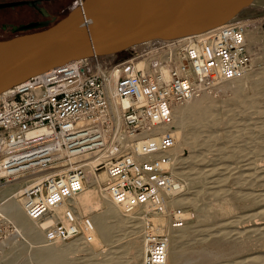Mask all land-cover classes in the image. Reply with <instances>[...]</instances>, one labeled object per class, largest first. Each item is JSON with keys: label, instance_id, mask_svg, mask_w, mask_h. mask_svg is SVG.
Returning <instances> with one entry per match:
<instances>
[{"label": "built area", "instance_id": "2783aa9c", "mask_svg": "<svg viewBox=\"0 0 264 264\" xmlns=\"http://www.w3.org/2000/svg\"><path fill=\"white\" fill-rule=\"evenodd\" d=\"M247 33V24L234 21L136 49L120 61L118 54L80 59L0 96V185L54 172L21 195L30 220H53L45 243L91 244L81 223L90 217H81L70 202L90 174L106 172L97 181L100 192L144 222L141 264H167L170 238L186 222L169 205L180 184L176 108L252 69ZM143 61L146 67L139 68ZM168 64L178 66L162 83L158 70ZM64 206L74 211L59 217ZM163 213L169 223L156 227L149 217ZM8 228L16 233L15 225L0 223V243Z\"/></svg>", "mask_w": 264, "mask_h": 264}, {"label": "bare ground", "instance_id": "6f19581e", "mask_svg": "<svg viewBox=\"0 0 264 264\" xmlns=\"http://www.w3.org/2000/svg\"><path fill=\"white\" fill-rule=\"evenodd\" d=\"M78 3H79V6L81 7L84 5L85 0L79 1ZM79 6H77V7H79ZM237 21L248 25V22H246L245 19L244 20L237 19ZM247 36H249V38H251L252 40L255 39L254 38L255 36L253 33H250V34L247 33ZM189 37L190 36L177 38V39H171V40L153 39L150 41H146V42L137 44L134 46V48L137 50H143L147 47H150L151 45L157 44V43L162 42V41H167V42H173V41H178V40L182 41V40H185ZM103 56L106 57V59H112L115 57V54H109V55H103ZM176 66H178V65L177 64L176 65L168 64L166 66L161 67L158 70V75H159L160 81L162 83H167L169 81L170 71H171L172 67H176ZM138 67L139 68H145L146 65L144 64V61L139 63ZM45 73L46 72L39 74L37 76H34L31 78V80H28V81H32V79L39 78ZM114 77H116V75H114ZM247 80L252 82L253 84L257 82L256 78L249 75V73H246L244 76H242L238 79H235L232 81H227V82H222V83L217 84L215 87H213L212 89H223V90L224 89H233L234 90V93H235L234 97L228 98L227 100H224L222 102H220V101L217 102L218 100H215L213 98V95L211 94V92L208 91L206 93H203L199 97L195 98L194 100H192L188 104H186L184 106H180V107L178 106L176 108V124L178 125L177 126V134H176L177 135L176 152H177V154H179L180 151L186 152V150H187V152L185 153V154H187V157H186V155H185V157H182L183 155L179 154L178 164L179 163L181 164V163L187 161L189 158H190V160L192 159V157L194 156V155L192 156V152L195 150L193 148L192 144L198 143V141H196V139L197 140L202 139L199 136H198L199 138L197 137V134H198L197 132H194L192 134H191L192 131L189 132L191 134V136L188 135L189 133L185 134L183 132V127L185 126V124H187V125L197 124L198 126L200 125L199 128L202 129V132L203 131L206 132V131H210L212 129V127L214 129H216L214 127V125H218L220 123V121H221V123L227 122L228 124L233 123V122L236 123L238 120V119L236 120V118H238V117L235 118L234 116H231L233 113H230V111L231 112L233 111L234 108H232V107L234 105L236 108L239 107L238 110L240 112H244V111L250 110V109L256 110L257 112L260 111L259 107H261V106H258L257 103H255V102H248L247 103L246 101L243 100L242 95H240L241 94V90H240L241 89V83H242V81H247ZM28 81H26L24 83H28ZM19 87H20V85L17 87H14L12 89H9V90L1 93L0 96L9 92V91L16 90ZM259 94H264V92L259 93ZM128 103H129V100H123V101L120 100L119 105L127 106ZM263 108H264V105H263ZM240 109H243V110H240ZM262 109H261V111H262ZM213 111H215V112L221 111V113H222V111H224V112L227 111L230 114H228L227 117L224 115V118H223L222 116L221 117L215 116L216 114L213 115ZM247 113H249V112H247ZM256 114H254V115L256 116ZM260 114H261V112H259V115L258 114L257 115L261 116L262 114L261 115ZM244 115H245V112H244ZM237 116H239V115H237ZM258 116H256V117H258ZM245 117H246V115H245ZM263 117H264V114H263ZM251 119H253V118H251ZM238 121H239V123H240V121L242 122L241 119ZM259 121L262 122L261 119ZM249 122H250V120H249ZM251 122L253 124L256 121L254 120V122L253 121H251ZM242 123H244V122H242ZM245 123L247 124V122H245ZM258 123H257V126H258ZM263 124H264V122H263ZM231 125H233V124H230V126ZM236 125H239V124H236ZM240 125H241V123H240ZM257 126L256 127L253 126L252 128H249L248 131L251 133L248 134L249 133L248 132L247 134L252 135V136H250L251 139H253L252 140L253 143H252V147H251L252 149L250 152L248 151V154L243 152V154L245 153V155H243L245 157V160H243L242 156L241 157L239 156V158H241L240 160H243V161H241V163L242 162L243 163L242 164L240 163L241 165L239 167H237L238 169L236 168L237 172L235 174H239V175L238 176L235 175V178L234 177H231V178L237 179V182L241 183V184H238L240 186L245 185V186L249 187V186H251L252 183L253 184H255V183L259 184L260 183V187L261 186L262 187L259 188L258 190L249 189L250 191H246V192H244V191H239V192L237 191L236 192L235 189L233 188L235 192L232 194H229L230 196L228 195V192H231V191L227 190L228 192L227 193L225 192L226 195H224V194L223 195L226 197L228 196L229 199L225 198L224 200H222V202L220 201V203H216V202H215L216 204L211 203L212 206H210L211 204H209V207L201 208L200 213L202 215L199 213L200 216H203L204 220L206 219L205 223H208L210 221L209 222L210 225H208V227H206L204 229L202 227L201 229L198 228L199 230H197V228H196V230H193V229L188 228L187 225H189V224H187L184 226V228H182L183 230L181 229L182 230L181 233L174 232L172 234V237L170 238V243H169V247H168V262H167V264H215L219 259L223 260V258L226 259L227 264H264V248H262L264 246V161L261 162L259 160L260 162H258L256 160L258 157L256 159L254 158L255 160L251 158V156L252 157L253 156L254 157L264 156V142L259 137V136L264 135V125L262 127H257ZM226 127L229 128V126H226ZM247 127H248V125H247ZM247 127H245V128H247ZM240 128L241 129L238 130L239 134L236 133L237 135L231 137V139H229V136H231V135H229L228 133L227 134L225 133L227 131L219 132L215 135L216 138H218V140L223 139L222 141L224 143H222L223 147H221V149L223 150L224 155H227L228 153H230L227 155L230 158L237 155V150L229 149L228 146L231 143H233L232 141L234 139L237 138L238 140H240L238 137L242 138L246 134V131L244 132L245 128H243V127H240ZM221 129H220V131H221ZM233 129H234V127H233ZM234 131H235V129H234ZM236 131H237V129H236ZM204 132H203V134H204ZM209 136H211V135H209ZM213 137H214V135H213ZM190 140L192 142H189ZM210 140H211V138L208 141L210 142ZM246 141H250V140H246ZM209 142H206V144ZM213 142H216V141H213ZM242 143H243V140H242ZM203 144H205V143H203ZM238 144L240 145V143H238ZM250 144H248V145H250ZM202 147H203V145H202ZM232 147H234V146H232ZM208 148L207 149L205 148V150H208ZM221 149L219 148L218 150L221 151ZM208 151H211V149H209ZM240 154L241 153H239V155ZM250 154H251V156H250ZM198 157H199V155H198ZM218 158H217V160H219ZM191 163H192V160H191ZM191 163H189V164H191ZM198 163H199V161H198ZM194 164H196V163H194ZM231 167H232V169L230 167H228V169L233 170L235 168V167L233 168V166H231ZM179 168H181V167H178V169H177L178 174H180V176H182ZM223 168H226V165ZM223 168H220V169H222V171H223ZM214 170H216L214 172V174H215L217 172L216 166H215ZM226 170H227V168H226ZM182 171H184V170H182ZM187 171L190 172V170H187ZM210 172L211 171H209V173ZM223 172H225V171H223ZM230 172H232V171H230ZM233 172H235V170H233ZM52 173H54V172L49 171V172L43 173L42 175L40 173H38V174H32V175L21 177V178L17 179L18 181L15 180L17 182L15 184H13L8 191L0 193V202H2L0 204V213L3 215V216L0 215V217L2 216L3 218H5L4 215L7 216V218L10 219L15 224V227H16V233L14 232L12 234L13 236L9 237L7 240L13 239V238L16 239V237L21 236L24 238V240H26L28 243H30V245L36 244L37 246H35L33 256H34L37 264H65L66 257L68 256V253H69L68 250H64L61 247L60 242H56L53 244L45 243L44 230L49 225L52 224L53 220L47 219L43 222H36V221L30 220L27 217L25 209H24V199L23 198L20 199V197H21V195L25 189L33 186L34 184L39 182L43 177H45L49 174H52ZM194 175H192V176H194ZM185 176H186V174H185ZM189 176H190V178L188 176H186L187 179L189 178L188 180H190L192 178L191 175H189ZM195 176L197 177L198 175H195ZM209 176H212V175H209ZM105 178H106V172L102 173L101 178L100 177L96 178L93 174H90L88 184L90 185V187L93 186V188L92 189L85 188L82 192H80L78 195H76L74 197V199L71 200L70 207L74 208L76 210V212L77 213L79 212L80 214L86 213V212L90 211L91 209L96 210V214H94L95 212L93 211L94 215L92 217L90 216L89 219H85V221L81 222L85 231L87 233L92 234V236H93L91 245L86 244L87 247H90L89 249H90V252L92 254H94V255L101 254L102 252H100L99 249L101 248L102 243H108V244L111 243L115 237V233L118 230V228H125L130 233H132L133 235L139 234V236H136L135 238L132 239V241L130 243H128L127 248L125 249V250H128L131 252V253L129 252V254L132 255L131 258L134 261H139L140 258H143V255H144L145 249H146V244H145V241L142 237V230L144 227V222L141 220L133 219L136 217H133V216L126 214V212L122 206L116 205L113 202H111L107 196H105L103 193L100 192V190L97 189L98 188L97 181L98 180L99 181L104 180ZM220 178H223V177H220ZM218 179L219 178H217V180ZM227 179L228 178L226 177V180ZM181 181H183V180H181ZM219 181H223V180L219 179ZM224 181H225V178H224ZM237 182H235V183H237ZM253 184H252V186L256 187L255 186L256 184L255 185H253ZM221 185H220V187H221ZM175 191H172V193H179V192H175ZM196 191H198V190H196ZM220 191H222V188L220 189ZM222 192H224V191H222ZM196 193H198V192H196ZM217 193H219V192L217 191ZM213 194L214 193H212V195ZM215 195H216V193H215ZM219 195H216V197H218ZM176 196L173 197L172 200H170V202H169V205L171 207H173L175 205H177V206L179 205L183 208L188 207V204L191 201L189 198H187L188 196L187 197L185 196L182 198H179V197H181V195H179V194ZM199 196L200 195H198V197ZM195 200L193 198L192 203H194V202L197 203L196 202L197 200L196 201ZM192 203L189 205H192ZM70 207L69 206L62 207L60 212H59V217H63V215L66 214L67 212H69V210L74 211L73 209H70ZM192 207H193V205H192ZM97 210H99V212H97ZM234 210L239 211L238 215L235 214V216L242 219V222L240 219H238V221L240 220L239 222L241 224L243 223V225H244L245 222H248V223L250 222L249 225H244V226H240V225L236 226L235 225L237 230H235V229L234 230L236 232H233V230L232 231L226 230L231 224L234 225V222L237 221V220L235 221L236 217L233 218V221L229 220L231 217L230 218L228 217L229 219H222L219 217V215H221V214H225V215L230 214L231 215V213ZM179 216L184 218L185 220H187V218L189 217V213L181 211V214ZM233 216H234V214H233ZM223 217H225V216L223 215ZM149 218H150V221L156 227L167 226L169 223V219L166 218V215L164 213L151 215ZM218 218H220V219L218 220ZM227 220H229V221L227 222ZM248 223H246V224H248ZM138 225L139 226L141 225L142 230L139 229ZM189 236H190V238L191 237H193V238H191L192 240L190 239L192 242L189 241V243H188V242H186L187 240L185 238H187ZM96 237H98V240ZM184 239L186 240L185 242L187 243L186 246L183 243ZM6 241H5V243H6ZM40 243H44V245H42V244L40 245ZM68 244H70L67 247V248H69V250L71 248H74L75 245H77V243H72V244L68 243ZM82 244H84V243H82ZM262 244H263V246H262ZM257 246H259V247H257ZM260 246H262V247H260ZM20 247L21 246L13 248L12 250L14 251V253H12L10 256L9 255L5 256L6 251L5 252L2 251V253H0V255H2V256H0V258L4 257L6 264H27L28 262L25 263V259L22 256V251L24 250V248H22V247L20 248ZM4 248H6L5 245H4ZM111 249H112V247H111ZM117 252H118V250L115 249V250H113V252L110 251V253L105 255V257L109 256V258L106 259V260H108L107 261L108 264H122ZM101 255H103V254H101Z\"/></svg>", "mask_w": 264, "mask_h": 264}, {"label": "water", "instance_id": "95a60500", "mask_svg": "<svg viewBox=\"0 0 264 264\" xmlns=\"http://www.w3.org/2000/svg\"><path fill=\"white\" fill-rule=\"evenodd\" d=\"M256 1L85 0L53 25H21L13 31L41 30L0 40V94L80 59L116 55L153 39L207 32L237 21Z\"/></svg>", "mask_w": 264, "mask_h": 264}, {"label": "rangeland", "instance_id": "374dc122", "mask_svg": "<svg viewBox=\"0 0 264 264\" xmlns=\"http://www.w3.org/2000/svg\"><path fill=\"white\" fill-rule=\"evenodd\" d=\"M257 3L256 4H254V5H252V6H249L240 16H239V18L238 19H240V20H244L245 19V21L246 22H248V33L250 34V33H253L254 34V38L255 39H251V38H249V36H247L248 37V43H249V51H250V54H251V59H252V63H253V66H252V69L248 72L249 73V75H251V76H253L254 78H256L257 79V82L256 83H252V82H250V81H242V83H241V94L240 95H242V97H243V100L244 101H246L247 103L248 102H255V103H257V105L258 106H261V107H259V109H260V111L259 112H261V116H258L259 115V112H257L256 110H253V109H250V110H246V111H244L245 112V115H246V117H245V115H244V112H240L238 109H239V107H235V105L232 107V108H234L233 109V111L231 112L230 111V113H233L231 116H234L235 118L236 117H238V118H236V120L238 119V120H242V122H247V124L245 123H242L241 121H240V123H241V125H240V123H239V121L237 120V122L236 123H227V122H222L221 123V121H220V123L218 124V125H214V127L216 128V129H214L213 127H212V129L210 130V131H206V132H204V134H203V132H202V129H200L199 127H200V125L198 126L197 124H191V125H187V124H185V126L183 127V132L186 134H188L189 132H191V134L192 133H194V132H197L198 134H197V137L199 136L200 138H202V139H200V140H197L196 139V141H198V143H194V144H192L193 145V148L196 150H194L193 148V152H192V163H191V160H190V158L187 160V161H185V162H183V163H179L178 164V166H177V169H178V167H181V168H179V170L181 171V174H182V176H180V174H178V171H177V176H178V178H179V183L180 184H178L179 185V189L177 190V192H179V193H175L174 195L176 196V195H181V197H179V198H182V197H187V198H189L190 200V203L189 204H191L192 203V201H193V198H194V200L197 202V203H192V205H193V207H192V205H189L188 204V207H186V208H183V207H181V206H177V205H175V206H173V208L174 209H179L180 211H184V212H188L189 213V217L187 218V220H186V222H185V225H187V224H189V225H187V227L188 228H190V229H193V230H196V228H197V230H199V229H201L202 227H203V229L204 228H206V227H208V225H210V221L208 222V223H205V221H206V219L204 220V217L203 216H200V209L201 208H206V207H209V204H211V203H213V204H216V203H220V201L222 202V200H224L225 198H227V199H229L228 198V196L226 197V196H224V195H226L225 194V192L227 193L228 191L227 190H230L231 192H228V195L229 194H232V193H234L235 191L237 192H239V191H244V192H246V191H250L249 189H252V190H258L259 188H261L260 187V183L258 184H253V185H255L256 187H254V186H252V184H251V186H249V187H247V186H245V185H238V184H241V183H238L237 182V179H234L235 178V175H239V174H235L237 171V167H239L242 163H241V161H243V160H245V157L243 156V155H245V153H247L248 154V151L250 152L251 151V147H252V140L253 139H251V137L250 136H252V135H248V134H250L251 132H249L248 130H249V128H252L253 126L254 127H256L257 126V123H258V126L257 127H262L264 124H263V122H264V117H263V112H264V108H263V105H264V94H259V93H263L264 92V0H258V1H256ZM259 4V5H258ZM64 6H63V8H62V13L60 14V17L58 18V20L59 19H61V18H63V17H65L74 7H77V6H79V3H77L76 2V0H66L65 2H64V4H63ZM136 49L134 48V49H132V48H130L129 50H127V51H124V52H122V53H119L118 55H117V57H116V60L117 61H120V60H123V59H125V58H128V57H131L132 56V54H133V52L135 51ZM209 92H211V94L213 95V98L215 99V100H218L217 102H222V101H224V100H227L228 98H232V97H234V95H235V93H234V90L233 89H211V90H209ZM241 108V107H240ZM263 108V109H262ZM261 109H262V111H261ZM240 110H243V109H240ZM253 110V111H252ZM237 111V112H236ZM251 111V112H250ZM256 111V112H255ZM226 112V113H225ZM222 111V113H221V111H213V115H215V116H219V117H223L224 118V115L227 117L228 116V114H230L229 112H227V111ZM247 112H249V113H247ZM221 115H220V114ZM225 113V114H224ZM242 113V114H241ZM256 114V116H258V117H256L254 114ZM218 114V115H217ZM242 116H241V115ZM236 115V116H235ZM237 115H239V116H237ZM214 116V117H215ZM254 116V117H253ZM240 117V118H239ZM217 118V117H216ZM251 118H253V119H251ZM263 118V119H262ZM248 119V120H247ZM257 119V120H256ZM262 120V122L261 121H259V120ZM249 120H250V122H249ZM254 120L256 121V122H254ZM251 121H253L254 123L252 124V122ZM261 122V123H260ZM226 123V124H225ZM225 124V125H224ZM230 124H233V125H231L230 126ZM236 124H239V125H236ZM255 124V125H254ZM245 125V126H244ZM247 125H248V127H247ZM252 125V126H251ZM261 125V126H260ZM177 124H176V129H177ZM226 126H229V128L228 127H226ZM238 128H237V127ZM251 126V127H250ZM225 127V128H224ZM233 127H234V129H235V131H234V129H233ZM240 127H243V128H245V127H247V128H245L244 129V132L246 131V134H245V136L244 137H242V138H240V137H238L240 140H238L237 138L236 139H234L232 142L233 143H229L228 145V148L229 149H235V150H237V155H235L234 157H228L227 155L228 154H230V153H228L227 155H224L223 153V150L221 149V147H223V144L222 143H224L221 139H219L218 140V138H216V134L217 133H219V132H223V131H227V132H225L226 134L228 133L229 135H231V136H229V139H231V137H233V136H235V135H237V134H239L238 133V130H240L241 128ZM222 128V129H221ZM220 129H221V131H220ZM236 129H237V131H236ZM259 129V128H258ZM201 131V132H200ZM208 132V133H207ZM249 132V133H248ZM235 133V134H234ZM237 133V134H236ZM248 133V134H247ZM191 134L189 133L188 135L189 136H191ZM203 134V135H202ZM207 135V136H206ZM209 135H211V136H209ZM213 135H214V137H213ZM248 135V136H247ZM196 137V138H197ZM198 137V138H199ZM213 137V138H212ZM262 140H263V142H264V135H262V136H259ZM263 137V138H262ZM207 138V139H206ZM211 138V140H210V142L208 141L209 139ZM205 139V140H204ZM214 139V140H213ZM217 139V140H216ZM260 139V140H261ZM207 140V141H206ZM242 140H243V143H242ZM246 140H250V141H246ZM261 140V141H262ZM213 141H216V142H213ZM220 141V142H219ZM239 141V142H238ZM189 142H192L191 140L189 141ZM205 143V144H203V143ZM206 142H209V143H207L206 144ZM247 142V143H246ZM251 144H250V143ZM238 143H240V145L238 144ZM200 144V145H199ZM203 145V147H202V145ZM209 144V145H208ZM211 144V145H210ZM214 144V145H213ZM235 144V145H234ZM248 144H250V145H248ZM195 145V146H194ZM208 145V146H207ZM238 145V146H237ZM244 145V146H243ZM207 146V147H206ZM210 146V147H209ZM232 146H234V147H232ZM248 146V147H247ZM207 149L208 147V150L209 149H211V151H208V150H205V148ZM212 147V148H211ZM236 147V148H235ZM214 148V149H213ZM221 149V151L220 150H218V149ZM238 148V149H237ZM243 148V149H242ZM247 148V149H246ZM250 148V149H249ZM241 149V150H240ZM239 150V151H238ZM243 150V151H242ZM247 151V152H246ZM186 152H187V150H186ZM185 151H180V153L179 154H181V155H183L182 157H185V155H186V157H187V154H185L186 153ZM204 152V153H203ZM243 152H245L244 154H243ZM239 153H241L240 155H239ZM197 154V155H196ZM246 154V155H247ZM198 155H199V157H198ZM224 155V156H223ZM239 156L241 157H243V160H240L241 158H239ZM250 156H251V154H250ZM202 157V158H201ZM219 157V158H218ZM258 157V158H257ZM197 158V159H196ZM216 158V159H215ZM217 158L219 159V160H217ZM223 158V159H222ZM235 158V159H234ZM238 158V159H237ZM251 158L252 159H256L258 162H263L264 161V156H256V157H252L251 156ZM260 158V159H259ZM251 159V160H252ZM254 159V160H255ZM190 160V161H189ZM194 160V161H193ZM237 162H236V161ZM260 160V161H259ZM189 161V162H188ZM198 161H199V163H198ZM203 161V162H202ZM239 161V162H238ZM196 163V164H194V163ZM201 162V163H200ZM217 162V163H216ZM235 162V163H234ZM185 163V164H184ZM189 163H191V164H189ZM198 163V164H197ZM210 163V164H209ZM239 163V164H238ZM241 163V164H240ZM189 164V165H188ZM213 164V165H212ZM238 164V165H237ZM180 165V166H179ZM224 165V166H223ZM225 165H226V168H227V170H226V168H223V167H225ZM183 166V167H182ZM185 166V167H184ZM215 166H216V169H217V174L215 173L214 174V172L216 171V170H214L215 169ZM220 166V167H219ZM230 167L231 169H232V167L231 166H233V170H235V172H233V170H231V169H228V167ZM220 168H223V171H225V172H223L222 171V169H220ZM237 168V169H236ZM186 169V170H185ZM219 169V170H218ZM182 170H184V171H182ZM187 170H190V172H188ZM211 171L210 173H209V171ZM213 170V171H212ZM232 171V172H230V171ZM179 171V172H180ZM187 171V172H186ZM195 171V172H194ZM197 171V172H196ZM219 171V172H218ZM184 172V173H183ZM186 172V173H185ZM232 174H230V173ZM212 173V174H211ZM225 173V174H224ZM230 175H229V174ZM234 173V174H233ZM185 174H186V176H188L189 178H190V176L189 175H198L197 177L194 175V176H192V178L190 179V180H188L187 178H186V176H185ZM214 174V175H213ZM209 175H212V176H209ZM219 175V176H218ZM225 175V176H224ZM184 176V177H183ZM229 176V177H228ZM236 176V177H237ZM220 177H223V178H220ZM226 177L228 178L227 180H226ZM231 177H234L233 179L231 178ZM216 178V179H215ZM217 178H219V179H222L223 181H219V179L217 180ZM224 178H225V181H224ZM214 179V180H213ZM181 180H183V181H181ZM205 180V181H204ZM236 180V181H235ZM18 181V180H17ZM17 181H12V182H7V183H3V184H1L0 185V193H3V192H6V191H8L10 188H11V186L13 185V184H15ZM196 181V182H195ZM201 181V182H200ZM219 181V182H218ZM222 182V183H221ZM224 182V183H223ZM235 182H237V183H235ZM198 183V184H197ZM219 183V184H218ZM222 185H221V184ZM220 185H221V187H220ZM95 186V185H94ZM182 186V187H181ZM239 186V187H238ZM244 187V188H243ZM247 187V188H246ZM86 188H89V189H92L93 188V186H91L90 187V185L88 184L87 186H86ZM222 188V191H224V192H222V191H220V189ZM235 189V191H234V189ZM98 189V188H97ZM99 190V189H98ZM193 190V191H192ZM196 190H198V191H196ZM233 190V191H232ZM202 191V192H201ZM217 191L219 192V193H217ZM196 192H198V193H196ZM222 192V193H221ZM212 193H214L213 195H212ZM215 193H216V195H219L218 197H216V195H215ZM203 194V195H202ZM224 194V195H223ZM196 195V196H195ZM198 195H200L199 197H198ZM222 195V196H221ZM230 196V195H229ZM177 197V196H176ZM21 198H23V197H20V199ZM213 201H212V200ZM215 199V200H214ZM216 202V203H215ZM2 202H0V204H1ZM190 206V207H189ZM210 206H212V204L210 205ZM172 208V209H173ZM198 208V209H197ZM92 210V211H91ZM90 211H88V212H86V213H83V214H80L79 212V214H80V216H82V217H92L94 214H96V210H94V209H91ZM95 213H94V212ZM97 212H99V210H97ZM94 213V214H93ZM200 213V214H199ZM234 214V216H233V214ZM231 213V215L229 214H221V215H219V217L220 218H222V219H229L230 217V221H233V218H235L236 216H235V214H237L238 215V213H239V211H237V210H234L233 212ZM0 215H2L1 213H0ZM84 215V216H83ZM202 215V214H201ZM223 215L225 216V217H223ZM228 215V216H227ZM3 216V215H2ZM2 216L0 217V223H2V221H3V224H4V227L5 226H10V224H13V225H15L10 219H8L7 218V216H5L4 215V217L5 218H2ZM200 217V218H199ZM229 217V218H228ZM166 218H167V216H166ZM220 218H218V220L220 219ZM168 219V218H167ZM221 219V220H222ZM238 219H240L239 217H236L235 218V221L237 220L238 221ZM220 220V221H221ZM229 220H227V222L229 221ZM241 220V222H242V219H240ZM239 220V221H240ZM236 221V222H237ZM234 222V225H230L226 230H230V231H232L233 230V232H236L235 230H237V228H236V226H238V225H240V226H244V225H249V223L248 222H245L244 223V225H243V223L241 224L240 222ZM5 222V223H4ZM168 222V221H167ZM225 223V222H224ZM236 223V224H235ZM240 223V224H239ZM246 223H248V224H246ZM236 225V226H235ZM139 226V225H138ZM190 226V227H189ZM233 226V227H232ZM184 228V227H183ZM199 228V229H198ZM139 229L140 230H142V227H141V225L139 226ZM182 229V228H181ZM181 229H179V230H177V231H175V232H177V233H181L182 232V230ZM235 229V230H234ZM8 230V234H7V236L5 237V239L0 243V253H2V251H6V253H5V256H7V255H11L12 253H14V251L12 250L13 248H15V247H18V246H21L22 248H24V250L22 251V256H23V258L25 259V263H27V264H37L36 263V260H35V258H34V256H33V254H34V249H35V246H37L36 244H31L30 245V243H28L26 240H24V238L23 237H21V236H19V237H16V239H9V240H7L9 237H11V236H13L12 235V232H11V228H8L7 229ZM229 232V231H228ZM136 236H139V234H136V235H133L132 233H130L127 229H125V228H118V230L116 231V233H115V237H114V239H113V243L111 242V243H102V245H101V248L99 249L100 250V252H102L101 254H103V255H101V254H99V255H94V254H92L91 252H90V247H87V245H84V244H82L83 242H80V240H73V241H70V242H65V243H63V242H61L60 244H61V247L64 249V250H68V256L66 257V260H65V264H108V260H106L107 258H109V256H107V257H105V255H107L108 253H110V251H112L113 252V250H115V249H117L118 250V252H117V254L119 255V258H120V261L122 262V264H141V261H142V258H140L139 259V261H134L131 257H132V255L131 254H129V252L130 251H128V250H125L126 248H127V245H128V243H130L131 241H132V239L133 238H135ZM97 238V240H98V237H96ZM189 238V239H188ZM191 238H193V237H191ZM190 238V236L189 237H187V238H185L184 240H183V243L185 244V246H186V242H188L189 243V241H191L192 239ZM191 239V240H190ZM8 242H7V241ZM100 240V239H99ZM140 240V239H139ZM5 241H6V243H5ZM186 241V242H185ZM192 242V241H191ZM5 243V244H4ZM68 243H77V245H75V247L74 248H71L70 250H69V248H67L70 244H68ZM6 246V248H4V245ZM44 245V243H40V245ZM39 245V244H38ZM91 245V244H90ZM104 245V246H103ZM33 246V247H32ZM112 247V249H111V247ZM116 246V247H115ZM255 246V245H254ZM262 246H263V244H262ZM262 246H260V247H262ZM20 247V248H21ZM257 247H259V246H257ZM31 248V249H30ZM107 248V249H106ZM262 248H264V246L262 247ZM30 249V250H29ZM111 249V250H110ZM103 250V251H102ZM105 251V252H104ZM131 253V252H130ZM0 256H2V255H0ZM129 259V260H128ZM27 260V261H26ZM227 264V262H226V259H224L223 258V260H221V259H219L215 264ZM0 264H6L5 263V259H4V257L3 258H0Z\"/></svg>", "mask_w": 264, "mask_h": 264}, {"label": "flooded vegetation", "instance_id": "af4514ba", "mask_svg": "<svg viewBox=\"0 0 264 264\" xmlns=\"http://www.w3.org/2000/svg\"><path fill=\"white\" fill-rule=\"evenodd\" d=\"M24 1H40L29 5L20 4ZM66 0H0V40H7L28 32H14L13 29L21 25L40 24L50 22V25L58 22ZM46 12V15L44 14Z\"/></svg>", "mask_w": 264, "mask_h": 264}]
</instances>
